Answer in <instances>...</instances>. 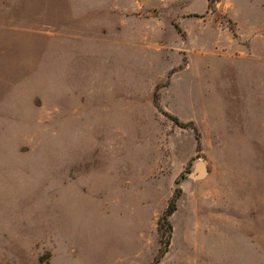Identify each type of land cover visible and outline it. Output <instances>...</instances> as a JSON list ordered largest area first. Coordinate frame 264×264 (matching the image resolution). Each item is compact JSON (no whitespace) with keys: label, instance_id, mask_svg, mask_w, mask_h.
Listing matches in <instances>:
<instances>
[{"label":"rangeland","instance_id":"374dc122","mask_svg":"<svg viewBox=\"0 0 264 264\" xmlns=\"http://www.w3.org/2000/svg\"><path fill=\"white\" fill-rule=\"evenodd\" d=\"M0 264H264V0H0Z\"/></svg>","mask_w":264,"mask_h":264},{"label":"trees","instance_id":"16d2710c","mask_svg":"<svg viewBox=\"0 0 264 264\" xmlns=\"http://www.w3.org/2000/svg\"><path fill=\"white\" fill-rule=\"evenodd\" d=\"M172 119L175 121V122H177V123H180V124H182L181 122H178V120H177V118H175V117H172ZM182 125H184V124H182ZM178 191V193H179V190H177ZM177 191H176V194H177ZM175 198H176V195H174V197H173V199L169 202V204L167 205V207L165 208V210H164V212H163V215H162V219L164 220V222L166 223V226H167V230H168V232H170L171 231V225H170V223H169V221H168V216L175 210ZM162 222H161V220L158 222V230H160L161 229V227H162V224H161Z\"/></svg>","mask_w":264,"mask_h":264},{"label":"water","instance_id":"95a60500","mask_svg":"<svg viewBox=\"0 0 264 264\" xmlns=\"http://www.w3.org/2000/svg\"><path fill=\"white\" fill-rule=\"evenodd\" d=\"M206 174L207 171L204 162L202 160H198L195 162L194 170L188 174V177L193 180H197L204 178Z\"/></svg>","mask_w":264,"mask_h":264}]
</instances>
